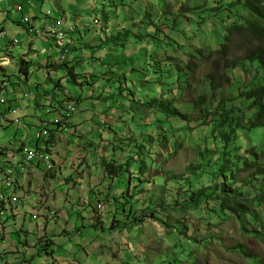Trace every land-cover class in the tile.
I'll return each mask as SVG.
<instances>
[{"label": "rangeland", "instance_id": "1", "mask_svg": "<svg viewBox=\"0 0 264 264\" xmlns=\"http://www.w3.org/2000/svg\"><path fill=\"white\" fill-rule=\"evenodd\" d=\"M19 1L25 3L24 13L28 14L30 17L40 12L44 13L47 10H50L52 13L57 10L55 7L57 4H54L52 0H44L42 2L38 0ZM192 1L195 0H187L185 7H188ZM61 2L65 9V15L73 17L76 15L80 17L81 21L85 20L86 23L91 24L95 19L100 20V27L90 28L88 33L84 34V40L87 42V46L83 48L81 51L82 53H73L71 55V57L77 56V59L73 62V66L77 74H83L84 70L93 69L97 77L103 78L102 73L107 71H109L107 73H111L110 77L113 81L107 87V91L103 97H113V100L116 102L112 104V106L110 105L111 108L115 109L119 115H124L123 123L117 122L115 124V129H113L110 134V142L114 143L113 145L119 146L122 141L124 142L122 147L126 148L131 139H133V134L135 133L138 134L137 136L143 137L142 144L153 143L147 146V152L153 154L147 164L144 167L140 164L133 165L132 167L131 173L134 174L135 180L130 190L132 194H140L143 192V195L140 194L135 199L138 205L136 209H140L144 213L149 212V214H153L154 218L159 220V222H146L142 228V232L138 231L132 236H126V232L121 231L111 233L106 231L100 233V231L97 232L88 227L92 221L99 219V223H105V229L106 227L109 228V217L114 213V208L109 205L108 200L109 197L114 196L116 193L114 190L115 185L103 175L101 166L97 170L98 173L93 176L92 171L95 168L94 163H97L98 166L97 160L99 157L96 159L97 155L95 156V153L93 155L91 154V151H93L92 145L96 146L95 141L97 143H99V141L94 139L96 138L94 135V138L90 139V135L87 133L90 134L91 131L81 129L78 134L81 135L83 139L82 141L77 139V142L81 144L82 147L79 148V146H77V149H79L77 155H70V161L66 163L69 168L64 171V174H70L72 178L79 176L82 179H86L82 186L83 197L79 198L75 205L86 206L87 202L83 200L89 196L90 188L95 186L96 189L94 188V190L97 191L98 197L96 196L94 201L101 199V197L104 199L105 197V210L96 217L83 211L86 229L83 230L82 234L72 235L67 237L66 240H58L57 234L61 232V225H59V231L55 233L53 236L54 238H51L56 240L55 257H75L77 262L81 264H160L162 261L166 260V255L162 253L171 250L174 246L169 239H173L176 232L174 227H171L169 230L161 226L162 220L165 219L163 210L166 209L171 200L177 199L179 191L183 189L184 191L187 190V186L182 185L183 181H187L190 177L186 172V167L188 164H192L193 166L197 165L200 151L197 152L194 149H196L195 147L198 146L203 139L208 137L207 133L204 132L200 135L199 123L196 121L197 115L190 109V106L192 103L196 102V92H198L202 82L205 80V75L214 73L215 78H218L216 80L218 82L226 80V78L223 77L224 74H226L227 77L231 76L229 72L226 73L227 68H223L222 62L225 56L222 54L205 56L208 48L211 50L217 48L218 42L215 36L217 33L222 34L223 28L220 22L214 18H211L210 25H207L208 23L204 24L196 31H194V27H187V23L184 21V18H182L183 20L180 19L181 28H179L177 8L182 6L180 0H149V2H147V0H61ZM15 10L16 2L13 0L0 6V25L6 29L5 34L7 36L3 38L2 35H0V46L2 51L5 49L8 39L12 40L16 35L21 42L27 43L30 39L24 28L18 25L22 16ZM73 17L72 20L74 19ZM106 26L110 28L111 31L108 32L107 35L103 34V37L108 38V42H101L100 48L98 46L99 43L95 42L96 40L91 41L90 39L94 38L95 34H99ZM177 29L178 32L175 33ZM186 29L188 31H193V36L190 34L189 39L185 31ZM115 30H118V32H122L123 30L125 37L131 38V42L126 44V48L123 46L125 43L124 37L120 38L119 42L110 40ZM126 33L128 34L126 35ZM178 45H181L180 49ZM32 46L37 48V52L44 50L45 52L52 53L54 58L58 55V52L52 48L49 43L43 46V42L38 38H33ZM255 46V40L247 34L239 36V34L234 33V36L231 38L228 58L230 60H235L238 57H242L245 51ZM9 49H11L10 52L13 53L14 57H19L17 48L11 46ZM197 50H203L202 52L204 55L200 59L201 61L194 60L188 55L190 51L195 52ZM31 53L33 52L31 51L30 54ZM40 56L42 58L44 57L43 55ZM31 58V67L34 68L37 66V58L35 56ZM80 58L83 60V63H77ZM157 63L161 65L157 67ZM189 63H193L196 69L193 70L194 74L191 79L186 80V78L182 76L184 74L183 69H185ZM9 70L13 73L11 69ZM251 71L252 69L247 71L249 77ZM65 75L66 73L61 72L60 77H64ZM178 75L182 77L180 81L177 80ZM238 75L240 76L241 73ZM2 78L3 77L0 76V79ZM221 78L223 79L221 80ZM9 80L10 83L14 84L17 82V77L10 74ZM148 81H150V84ZM172 81H174V84ZM186 81H189L191 85L189 89L186 87ZM63 82L70 96L73 98L82 97L84 99L79 105L80 111L84 110V106L90 108L94 112L106 111L109 105L107 102H100L98 106L94 107L89 103L85 104L87 101L92 100L90 98V90L86 86L82 88L75 87L71 84H67L66 80ZM174 85L181 89L180 92L182 94H171L170 98L173 100L172 103H174V106L180 109L181 112L185 110V107H180V104H187V108L190 109V111L187 109L188 111L186 110V112H188L189 122L194 130L186 139L184 136L180 135V141L183 140L185 143L183 148L179 149L178 152H176L175 146L180 142L179 134L175 133L173 136L170 135L171 138L166 137L167 140L161 142L162 138L160 137H164L163 132H165L168 125H165V121L160 116L156 117L155 114L152 115L148 107L146 108L147 110L143 109L142 112L140 107L141 104L149 102L151 99H158L161 93L165 94L166 92H163L165 87L171 88ZM151 86L153 89H151ZM155 88L158 89V97H155L153 93ZM104 89L106 90L103 79L100 80L97 87L92 88V93H95V98L97 100L98 97L100 98V95L103 94ZM206 90L208 94L211 93L210 88ZM146 95L149 96L146 97ZM6 96L8 97V93H6ZM108 102H110V100H108ZM79 110L72 117L73 124L76 123L74 120H79ZM99 118L105 124H114L118 120V114L111 111L109 115H99ZM28 128L34 131V127L28 126ZM94 130L99 131L100 134L102 133L105 141L109 139L107 136L108 132L103 133L100 127ZM23 135L24 132L18 124L10 123V121L5 120L1 121L0 147H16L20 145V143L24 141L22 140ZM148 135L152 137L153 141L148 138ZM241 135L243 136L241 143L246 146V148L241 151L243 155L246 154V149L254 145L253 143H258L259 138L257 137L256 130H252L249 135H246L244 132ZM156 138H160L159 142ZM208 143L210 144V139ZM251 147L249 149H251ZM85 149H87V151ZM105 150H107V147ZM258 150H262V146H259ZM90 154L93 156L92 158L89 156ZM179 179L182 184L179 183ZM139 180H142L144 184L140 185ZM121 181L124 182L123 180ZM89 184H91V187ZM58 188L59 190L62 189L61 186H58ZM122 188L127 192L129 186L128 184L122 185ZM50 191L54 193L52 198L55 195L61 196L62 194V192L59 194L56 187L50 188ZM250 191L252 192L254 190L251 189ZM179 199L183 200L181 197H179ZM70 208H72L71 205ZM127 208L129 210L130 206ZM76 210L82 211L79 208H76ZM63 219L67 220L68 215ZM172 219L173 221H177L179 215L175 214ZM189 221L194 229L197 230L200 237H204L208 234V231L204 227H200L201 225H199L198 219L195 218L194 215L187 216L186 221L183 222L184 227ZM74 224H77L78 227L83 226V222L75 218L71 222H68L67 228L63 233L69 232V228ZM38 225L40 228L43 227L40 222ZM55 227H57V225L52 224L48 227L47 231H53ZM212 229L213 228H209L210 231ZM221 231L223 234L221 238L223 247L217 248L215 257H211L210 255H207V257L204 255L200 256L201 252H199L197 254L200 259L198 264H248L237 254H232L228 250V248L240 242V236L235 222H229L223 225ZM128 239H132L137 247L146 254L141 263H135L129 255L124 253ZM26 240L27 237L23 233L9 235L6 240L0 242V251L1 253H6L11 249L14 243L16 245V250L19 251L22 257L17 264H21L24 256L30 261L33 259L32 255H34L35 252L20 245ZM32 240L34 241V237H32ZM182 242L186 244L184 239ZM244 242L255 254L258 255L263 252L261 245L256 241L245 240ZM130 247L127 249L129 252L131 249L136 248L132 244H130ZM147 254L151 256L155 254L152 262L148 261L149 255ZM48 261L49 260L45 258L35 256L32 264H42ZM68 263L64 259L56 262V264Z\"/></svg>", "mask_w": 264, "mask_h": 264}, {"label": "clouds", "instance_id": "2", "mask_svg": "<svg viewBox=\"0 0 264 264\" xmlns=\"http://www.w3.org/2000/svg\"><path fill=\"white\" fill-rule=\"evenodd\" d=\"M8 1L10 0H0V6ZM15 2V11L20 13L22 16L18 25L22 26L26 34L30 37L29 41L27 42V47L29 49L28 52L31 50L30 45L32 46L33 38H38L43 42L49 40L54 41L58 56L56 57V59H54V61H51L49 64L47 63L44 69L52 71L54 73L61 70L59 73V79L63 83L65 96L61 101L62 107H59L60 114L51 108V110L44 112L47 117L50 118L47 119V121L38 120V122L35 123L28 122L29 119L26 116L23 117L21 115L20 107L15 103L19 100L28 99L27 97L29 96V93L31 91L24 88L25 91L23 92L21 90L22 94L18 98H14L12 94V87L14 88L15 85L19 86V84L17 82L14 84L10 83L9 76L4 75L1 72V68H3V66L1 65L0 60V76L3 77L2 79H0V125L2 120L10 121V123L18 124V126H20L24 132V135L22 136V140L24 141H22L23 143H20V145L16 147H0V242L6 240L7 236L14 233H23L27 237V240L20 245L32 252H35L34 255H32L33 259H35V256H39L49 260L48 262H44L42 264H56L58 260L63 259L67 263L69 261L68 264H81L77 262L75 257H55L54 253L56 249V240H53L51 238H54L53 236L55 235V233L59 231V225H61V232L57 234L59 241L66 240L67 237L75 234H82L83 230L86 229V224H84L85 217L83 211L93 217H96L99 213L105 210L104 201L106 200L105 197L104 199H102L103 197H101V199H97L96 201H94L96 196L98 197L97 191L94 190L95 186L91 187V184H89V186L91 187L89 190V196L83 200L87 202V205H75L79 198L83 197L82 186L86 179H82L79 176H75L74 178H72L70 174H64V171L69 168L66 163L70 161V155L72 156L78 154L79 149H77V146H79V148L82 147V145L78 144L77 142V139H80V141H82L83 139L82 136L78 134L80 130L84 129L87 131H91L90 134L87 133L88 135H90V139L96 136V138L94 139L99 141V143H97L94 140L97 147L92 145L93 151H91V154L93 155L95 153V156L97 155L96 159L99 157L97 160L98 166L97 163H94L95 168L92 171L93 176L98 173L97 170L101 166V172L103 173V175L116 187V179L108 176V174L104 170L103 164L105 161H109V156L111 155L109 154L108 156L107 154L105 155V153H108L109 151L114 149V143L110 142V134L112 133L113 129H115V124L117 122L123 123L124 115H119V113L115 111V109L111 108L112 104H115L116 102L113 100V97H103V95L107 91V87L113 81L110 77L111 73H107L109 71L102 73L103 78H101L95 75V71L93 69L84 70L83 74H77L75 72V67L73 66V62L77 59V56L71 57V55L73 53H82L81 51L83 50V48L87 46V42H85L84 40V34L88 33L90 28L100 27V20L95 19L94 21H92V24L86 23V21H84L83 24L86 26L77 28L75 24L65 23V20L60 14L59 10L55 11V15H53L50 10H47L44 13L41 12L42 22L37 23L36 18L33 17L34 15L30 17L28 14L24 13V3L19 0H15ZM147 2H149V0H147ZM61 6L65 11V9L63 8V4H61ZM186 18H190V16L185 17L184 21ZM180 19L182 18L179 17V28H181ZM186 25H188L187 27L190 28L194 27V31L198 29L196 26L198 24L196 23L191 25L187 23ZM81 29H83L82 33L80 32ZM178 29L175 31V33L178 32ZM110 31V28L106 26L100 31L99 34H95L94 38H91L90 40H96L95 42H98V46L101 48V42H108V38L103 37V34L107 35ZM185 31L187 35L193 33L192 30L188 31L186 29ZM115 34L120 35L121 38H125V43L123 45L125 48L126 44L131 42V38L129 39L128 37H125L123 30L122 32H118V30H115L114 35ZM127 34L128 33H126V35ZM218 34L221 35V33H217L215 39L218 42L219 46L220 41L218 40ZM244 34L247 33L242 32L239 36H242ZM0 35L5 38V34L1 31ZM16 43L17 40L11 41L12 45H16ZM260 43L261 46L264 47V38ZM255 44L256 46H260L256 42V40ZM179 46L181 48V45H178V48ZM256 46L248 49L247 51L255 49ZM34 49L38 51L37 48ZM229 50L230 44L229 48L227 49L226 55H223L221 53L223 56H225L222 62L223 68L229 67L232 62H236L243 57L242 56L236 58L235 60H230L228 58ZM227 61L230 63V65H227ZM77 63H83V60L80 58L78 59ZM61 72L66 73V75L64 77H60ZM185 72H187V70ZM193 74L194 72L190 75L189 79H191ZM101 79H103L106 90L104 89L103 94H101L100 98L98 97L97 100L95 98V93H92V88L97 87ZM64 80H66L67 84H71L75 87L82 88L83 86H86L90 90V98L92 100L87 101L85 104L89 103L94 107L98 106L100 102H107L109 105L107 106L106 111L94 112L86 106H84V110L80 111L79 105L84 99L82 97L73 98L69 94L66 97L67 89L65 88L66 85L63 82ZM186 82V87L188 88L189 85L190 88L191 85L189 84V81ZM6 93H8V97L6 96ZM10 94H12V97L10 96ZM179 94L182 93L180 92ZM147 96L148 95H146V97ZM59 99L62 98L59 97ZM108 100H110V102H108ZM78 110L80 113L78 114L79 118L80 116L83 117L84 115V119H79L78 121L74 120V122L76 123L73 124L72 117L78 112ZM111 111H114V113L118 114V120L114 124H105L99 118V115H109ZM51 114H55L56 116H52ZM28 126L34 127V131H26L25 128ZM98 127L103 130V133L108 132L107 136L109 139L107 141L103 139L102 133L100 134L99 131L94 130ZM201 129L202 128L199 129L200 132H202ZM167 132L168 130H165V132H163L164 136ZM260 144L263 147V143L260 142ZM106 147L107 150H105ZM85 150L87 151V149ZM258 151L261 152L262 150ZM62 154H64V156ZM91 154L89 156L92 158L93 156H91ZM61 166H63L62 169L60 168ZM36 167L40 168L37 172ZM52 174H55V176H53ZM122 179L126 181L125 178ZM179 183L182 184L180 181ZM182 185H184V181ZM51 186L56 187L59 194H61L62 192L61 196L55 195L52 198V195L54 193H51L50 191V188H52ZM58 186H61L62 189L59 190ZM186 191H184L183 189V192ZM91 192H93L92 196ZM175 203L176 199L171 200L166 209L163 210V212L165 213V219H163L162 222L166 223V226L162 223L161 226L166 227L169 230L171 229V227H174L176 229V232L175 237L173 239H169L172 244H174V246L171 248V250H167L162 253L166 255V260L162 261L160 264H198L200 259L197 254L199 252H201L200 256L204 255L205 257H207V255H210L211 257H215L217 248L223 247L221 239L223 237V234L221 228L223 225L229 222H235L240 236V242L228 248L229 252L232 254H237L242 258L243 261L248 264H264V239L261 241L253 235H242L240 232V223L236 217L227 218L223 216V214L218 210L210 213L206 207L204 210L203 207H200L199 209L193 208L189 211H182L181 209L175 207ZM70 205L72 206V208H70ZM109 205L113 207V204L109 203ZM136 206L138 207V205H135L134 210L141 211L140 209H136ZM76 208H79L82 211L80 212L76 210ZM175 214L179 215V219L177 221H173L172 219ZM66 215H68V219L64 220L63 218H65ZM188 215H194L195 218L198 219L199 225H201L200 227H204L208 231V234L204 237H200L197 233V230L194 229L190 221L184 227L183 222L186 221ZM114 216H116L115 208L114 213H112L111 217H109V228L106 227L105 229V223H99V219H95V221H92L88 225V227L96 230L97 232L100 231V233H104L105 231H108L110 229L112 225V218ZM75 218L81 220L83 222V226L78 227L77 224H74L71 226V228H69V232L64 234L63 232L67 228L66 226L68 222H71ZM118 218L120 217L118 216ZM156 221L159 222V220ZM39 222L42 223V228L39 227ZM145 223L141 226H135L133 228V231L124 230L121 232H126V236H132L138 231L142 232V228L144 227ZM52 224H56L57 227H55L53 231H47L48 227H50ZM209 228L213 229L210 231ZM32 237H34V241L32 240ZM183 239L186 241V244L182 242ZM245 240L256 241L261 245L263 252L258 255L255 254L244 242ZM130 244H132L136 248L131 249L129 252L127 249L130 247ZM42 247H46L47 250L45 253H41ZM240 247H243L245 249V255L239 250ZM124 253H126V255H129L135 263H141L146 256V254L139 247H137L132 239H128V242L125 245ZM154 256L155 254H153V256L149 255L148 261L152 262ZM21 258L22 257L20 256L19 251L16 250V245L14 243L11 249L6 253H1L0 251V264H17L19 263L18 261H20ZM33 259L28 261L24 256L21 264H32Z\"/></svg>", "mask_w": 264, "mask_h": 264}, {"label": "trees", "instance_id": "3", "mask_svg": "<svg viewBox=\"0 0 264 264\" xmlns=\"http://www.w3.org/2000/svg\"><path fill=\"white\" fill-rule=\"evenodd\" d=\"M186 1L180 0L182 6L177 8L179 17L190 16L185 19L186 23L189 22V25L196 23L197 28H200L207 23L210 25L211 18H214L223 28V33L218 34L219 46L215 50L208 48L206 57L211 54L226 55L234 33L239 35L242 32L247 33L260 46L246 51L241 59L236 62L231 61V65L227 61V65L230 66L227 67L226 73L229 72L231 76L227 77L224 74L225 81H221L223 78L221 82L216 81L218 78H215L214 73L204 76L205 80L196 92V102L191 104L190 109L197 115L196 121L202 128L200 135L204 132L208 137L194 149L200 151L198 162L194 166L187 165L186 172L190 176L184 181L187 191H180L175 207L182 211L200 207L204 210L206 207L210 213L218 210L227 218L236 217L242 235H253L262 241L264 239V47L260 42L264 38V0H195L185 7ZM189 37L190 34L188 39ZM120 38V35L115 34L110 40L119 42ZM202 51H190L188 55L194 60L201 61L204 55ZM159 65L161 64L157 63V67ZM194 69L196 66L189 63L183 69L187 72L182 76L189 79ZM249 69H252L250 77L247 75ZM181 78V75H178L177 80L180 81ZM172 82L174 84V81ZM207 88H210V94ZM180 90L175 85L171 88L165 87L163 92L166 93H161L159 96L158 89L155 88L153 93L159 98L140 105L142 110H147L148 107L152 115L160 116L165 121V125H168L166 128L168 132L164 137H160L161 142L167 140L166 137L171 138L175 133L179 134V141L180 135L186 139L193 131L186 112L187 104H180V107H185V112H181L170 98L171 94L176 95ZM47 107L52 108L50 104ZM252 130L257 131L259 141L253 143L251 149L249 147L246 149V154L242 155L241 151L246 146L241 143L243 138L241 134L244 132L249 135ZM133 135L126 148L122 147L124 142L121 141L119 146L114 145V149L105 153L111 155L109 161L103 164L104 170L117 182L116 194L108 200L113 204L116 212L109 232L133 231L135 226H141L146 221H156L153 214L134 210L137 205L135 199L143 192L132 194L131 190L129 191L135 180L134 174L131 173L132 167L139 164L144 167L147 164L153 155L147 152V146L153 143L144 145L142 136H137L136 133ZM148 138L153 141L150 135ZM160 138L156 140L159 142ZM260 142H263L261 152L258 151ZM184 143L185 141L181 140L175 146L176 152L183 148ZM178 181L181 182L180 179ZM139 183L144 184L142 180H139ZM127 184L129 188L125 192L122 185ZM251 189L254 191L251 192ZM92 194L93 192L91 196ZM128 206H130L129 210ZM162 224L166 226V223L162 222ZM46 250V247H42L41 253H45ZM239 250L245 255L243 247Z\"/></svg>", "mask_w": 264, "mask_h": 264}, {"label": "crops", "instance_id": "4", "mask_svg": "<svg viewBox=\"0 0 264 264\" xmlns=\"http://www.w3.org/2000/svg\"><path fill=\"white\" fill-rule=\"evenodd\" d=\"M15 1V0H13ZM40 2L44 0H38ZM54 4H57L55 7L57 10H59L60 14L63 16L65 23L69 24H75L77 28H80L84 25V21L80 20V17L78 16H69L65 15V11L62 9V2L61 0H52ZM25 4V3H24ZM53 15H55V11H53ZM33 17L36 18L37 23H41V12L39 14L34 15ZM72 17L74 18L72 20ZM72 20V21H71ZM0 31L5 34L6 29L0 25ZM80 32H83V29L80 30ZM5 37L6 34H5ZM17 40L16 45H12L11 41ZM8 39L5 49L2 51L0 46V60L1 65L3 68H1V72L4 75L10 76V74H13L17 77V83L19 86L15 85V87H12V94L14 98H18L22 92H24V88L26 90L31 91L29 93L28 99L26 100H19L15 104L20 107V112L23 117H27L29 119L28 122H38L40 121H47V119H50L47 117V115L44 113L45 111L51 110L49 107L46 108L48 104L52 106V109L60 114V108L62 107L61 101L63 100L65 96V89L63 87L62 81L59 79V73L61 70L56 71L55 73L52 71H48L44 69L46 64L50 63L51 61H54V55L50 52H43L44 50H40L37 52L33 46L30 45V51L33 53L30 54V51L28 52L27 43L21 42L17 35L14 37V39ZM43 42V41H41ZM50 44L52 48L55 49L54 41L49 40L46 42H43V46ZM11 46L18 49L19 57H14L13 53L10 52L11 49H9ZM26 47V48H25ZM56 50V49H55ZM57 51V50H56ZM40 55H43L45 58H42ZM37 58V66L32 68L31 67V57ZM58 56V55H57ZM11 69L13 73L9 70ZM22 87V88H21ZM12 94L10 96L12 97ZM68 96V93L66 97ZM62 98V99H59ZM65 97V100H66ZM54 107V108H53ZM52 116H56L55 114H51ZM88 115V114H87ZM40 117V118H39ZM80 120L84 119L80 116ZM88 119V118H87ZM26 131H31L30 128L26 127ZM64 156V154H62ZM61 169L63 166L60 167ZM39 167H36V172L39 171Z\"/></svg>", "mask_w": 264, "mask_h": 264}]
</instances>
